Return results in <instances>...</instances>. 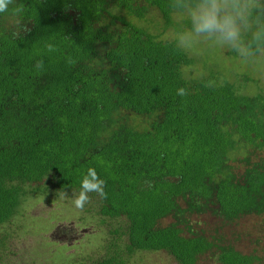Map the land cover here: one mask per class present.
I'll return each mask as SVG.
<instances>
[{
  "label": "trees",
  "instance_id": "obj_1",
  "mask_svg": "<svg viewBox=\"0 0 264 264\" xmlns=\"http://www.w3.org/2000/svg\"><path fill=\"white\" fill-rule=\"evenodd\" d=\"M179 6L15 0L0 13V226L29 197H72L91 167L106 197L89 193L83 211L120 220L115 233L127 239L126 252L93 264H126L123 254L135 251H165L179 264L208 254L220 264L259 262L191 222L264 216V94H241L213 73L187 79L194 59L177 40L115 13L144 19L156 8L170 28ZM181 87L188 95H177Z\"/></svg>",
  "mask_w": 264,
  "mask_h": 264
},
{
  "label": "rangeland",
  "instance_id": "obj_2",
  "mask_svg": "<svg viewBox=\"0 0 264 264\" xmlns=\"http://www.w3.org/2000/svg\"><path fill=\"white\" fill-rule=\"evenodd\" d=\"M115 13L161 39L177 40L181 44L180 12L173 15L174 26L170 28H166L156 8H150L144 19L130 17L119 10ZM186 52L194 59L193 65L184 68L187 79L201 80L213 73L219 83H232L241 94H264V72L246 66L236 52L203 44ZM133 120L134 124L143 122ZM19 212L11 222L0 226V241L6 246L0 250V264H93L111 250L127 251V239L120 241L115 233L122 227L120 220L102 217L94 209L90 212L77 209L72 197L51 194L29 197ZM172 221L169 217L160 221V225L166 226ZM191 223L208 236L222 237L243 254L257 255L260 260L256 264H264V216L250 215L226 222L207 213L195 215ZM123 255L127 258L126 264H179L165 251H135L130 256ZM197 264L220 263L208 254Z\"/></svg>",
  "mask_w": 264,
  "mask_h": 264
},
{
  "label": "clouds",
  "instance_id": "obj_3",
  "mask_svg": "<svg viewBox=\"0 0 264 264\" xmlns=\"http://www.w3.org/2000/svg\"><path fill=\"white\" fill-rule=\"evenodd\" d=\"M14 3L15 0H0V13L8 12L9 5ZM179 10L181 49L193 51L202 44L228 48L243 58L246 66L264 72V0H180ZM13 11L20 13L22 7ZM23 31L30 29L25 27ZM46 47L50 52L55 50L51 44ZM35 67L41 70L43 61H36ZM177 95L186 96L188 91L181 87ZM104 184L95 168H88L80 191L71 194L73 205L83 210L89 202V193L93 192L105 198Z\"/></svg>",
  "mask_w": 264,
  "mask_h": 264
}]
</instances>
